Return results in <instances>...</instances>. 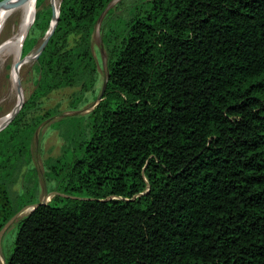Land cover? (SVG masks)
I'll return each instance as SVG.
<instances>
[{"label":"trees","instance_id":"16d2710c","mask_svg":"<svg viewBox=\"0 0 264 264\" xmlns=\"http://www.w3.org/2000/svg\"><path fill=\"white\" fill-rule=\"evenodd\" d=\"M114 1L61 0L36 89L0 131L1 231L39 202L29 191L16 208L1 175L28 151L35 99L93 65L62 41L91 40L101 21L103 100L79 152L50 167L58 194L17 222L6 264H264V0ZM36 4L23 56L51 27Z\"/></svg>","mask_w":264,"mask_h":264},{"label":"rangeland","instance_id":"374dc122","mask_svg":"<svg viewBox=\"0 0 264 264\" xmlns=\"http://www.w3.org/2000/svg\"><path fill=\"white\" fill-rule=\"evenodd\" d=\"M119 1L120 0H115L110 5V8H114ZM52 2L54 4L52 9L53 18L57 1L44 0L43 5H49L52 8ZM58 2L60 5L61 0H58ZM133 4L134 0H127L125 2L126 7ZM33 7L35 6L33 5ZM35 11H37V4L36 10L34 9L28 16V24L32 22ZM121 14L120 11H117L115 17L122 16L123 14ZM22 18L23 13L20 10L8 20L1 35L0 43L10 38L15 31L18 30ZM51 23H53V21ZM44 38L45 36L42 35V31L37 30L33 37L32 49L29 52L30 55L28 54L26 56H23L21 37L18 40L17 51L18 55L20 53V59H17V67L19 69V76H17L20 80L19 85L24 93L19 100L23 96L24 100L12 111L14 114L6 123L15 117L20 106L22 104L24 106L25 102L36 89V80L38 78L37 66L40 56L38 58L36 57L37 59L31 63L30 60L31 56L36 54L33 52L43 43ZM85 50L92 54L93 59L91 62L93 65L88 66V63H83V68L75 74L72 83L58 87L35 99L36 109L23 124V128H26L28 124H33V129L31 131L32 139L28 151L21 153L19 157L13 159L9 163L7 169L1 172L16 208L19 206L21 196L29 191L35 192L39 202L51 201L55 194L50 191V187L54 184L50 167L64 155H68L70 159L73 158V155L79 152L78 146L80 141L89 132L88 122L84 116L90 113L100 101V96L104 90L108 77L109 56L104 47L101 21L96 25L91 40H87L85 32L73 31L65 35L62 41V54L66 58L73 59L78 56L79 52ZM37 55L38 54H36V56ZM14 62V57L11 56L5 60V62L1 61L0 63V117L6 116L15 106V102H17V92L12 83ZM12 113H10L9 116ZM4 122L0 129L6 125ZM17 154H19V151ZM56 185L57 181H55V187ZM74 197L79 198L80 196ZM20 211H22L21 214L7 229L1 242L5 257H8L12 251L18 231L17 222L30 212V208H25ZM1 260L0 257V261Z\"/></svg>","mask_w":264,"mask_h":264},{"label":"bare ground","instance_id":"6f19581e","mask_svg":"<svg viewBox=\"0 0 264 264\" xmlns=\"http://www.w3.org/2000/svg\"><path fill=\"white\" fill-rule=\"evenodd\" d=\"M56 1H57V4H56V8L54 10V13H55L54 17H53L54 20H52L53 23H51L50 30L47 33L46 37H48L51 34V32L55 29V26L57 24V17H58V13H59V2H58V0H56ZM0 2H1V0H0ZM33 5L35 6L34 9L36 10L35 0H30L23 7H20V8L6 7V8H1L0 9V38H1V35H2L3 31H4V28H5L6 23L8 22V20L15 13H17V11L21 10L22 13H23L22 22H21L18 30L15 31V33L10 38H8L7 40H5V41L0 43V63H1V61L5 62V60H7L11 56L14 57L15 62H14V66H13V69H12V83H13L14 89L17 92V98H16L17 102H15V106L12 108V110L6 116L0 117V127L3 124V122L5 121V119L9 116V114L12 113V111L15 108H17L21 104V102L24 100V96L19 100L21 95L24 94V93H23L22 89H20V86H19V83H20V80H19V77H18L19 76L18 75L19 74V69H18L17 66H18V60L20 59V53L18 55L17 43H18V40L21 37V48L23 50L24 37L28 33V30L30 29L31 24H32V22H29V24H28V16H29V14L31 12V8L33 7ZM6 12H7V14H6ZM5 14H6V17H5ZM4 17H5V19L3 20ZM40 46L33 53L37 54V51L39 49H41ZM36 54H33L31 56L30 63L33 62L34 60H36V57H37Z\"/></svg>","mask_w":264,"mask_h":264},{"label":"water","instance_id":"95a60500","mask_svg":"<svg viewBox=\"0 0 264 264\" xmlns=\"http://www.w3.org/2000/svg\"><path fill=\"white\" fill-rule=\"evenodd\" d=\"M30 0H1V2H0V9L1 8H6V7H12V8H20V7H23L27 2H29ZM37 3V0H35V4ZM53 6H54V4H53V2H52V9H53ZM37 12V11H36ZM36 12H35V15H34V17H33V19H32V24H31V26L33 25V23L35 22V19H36ZM59 14H60V5H59V13H58V17H57V22H58V19H59ZM53 19V18H52ZM51 22H52V20H51ZM57 25V24H56ZM31 28V27H30ZM50 29V28H49ZM55 30V29H54ZM54 30L51 32V34L48 36V37H46V38H44V41H43V43L41 44V50H40V52H39V54L37 55V58L41 55V53L43 52V50H44V48H45V46L47 45V43H48V41H49V39H50V37L52 36V34H53V32H54ZM29 31H30V29L28 30V33H29ZM28 33L25 35V37H24V41H25V39H26V37H27V35H28ZM48 33V32H47ZM47 35V34H46ZM36 58V59H37ZM106 83H107V81H106ZM106 83H105V86H104V90H103V92H102V94H101V96H100V101L101 100H103V95H104V93H105V89H106ZM20 86V85H19ZM20 89H21V87H20ZM99 101V102H100ZM99 102L97 103V104H99ZM24 103V102H23ZM22 106H23V104L21 105V107H20V109L22 108ZM20 109L17 111V113H16V115L18 114V112L20 111ZM15 115V116H16ZM13 119H14V117H13ZM13 119H11L8 123H6V125L3 127V128H1L0 129V131H2L5 127H7L10 123H11V121L13 120ZM54 194H58V193H54ZM48 202H38L37 204H35V205H29V206H26L25 208H30V212L31 211H33L34 209H36L39 205H41V204H47ZM24 208V209H25ZM24 209H22V210H24ZM21 212L22 211H20V212H18L6 225H5V227L0 231V257H1V261H0V264H6V258H5V255H4V252H3V248H2V245H1V242H2V239H3V236L5 235V233H6V231H7V229L10 227V225L16 220V218L21 214Z\"/></svg>","mask_w":264,"mask_h":264}]
</instances>
